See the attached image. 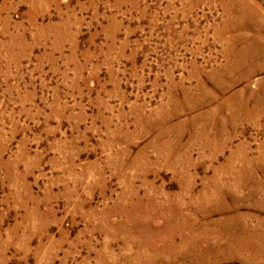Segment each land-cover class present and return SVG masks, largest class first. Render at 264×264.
<instances>
[{"label":"rangeland","instance_id":"obj_1","mask_svg":"<svg viewBox=\"0 0 264 264\" xmlns=\"http://www.w3.org/2000/svg\"><path fill=\"white\" fill-rule=\"evenodd\" d=\"M0 264H264V0H0Z\"/></svg>","mask_w":264,"mask_h":264},{"label":"bare ground","instance_id":"obj_2","mask_svg":"<svg viewBox=\"0 0 264 264\" xmlns=\"http://www.w3.org/2000/svg\"><path fill=\"white\" fill-rule=\"evenodd\" d=\"M235 61H236V60H235ZM238 64H239V63H238ZM232 218H233V217H232ZM230 219H231V218H230ZM238 232H239V230H238ZM245 232H246V231H245ZM251 232H252V231H251ZM254 232H255V231H254ZM247 233H248V232H247ZM255 233H256V232H255ZM260 234H261V233H260ZM260 234H259V235H260ZM251 237H252V236H251ZM252 238H253V237H252ZM252 238H251V239H252ZM240 239H241V238H240ZM256 239H257V238H256ZM244 240H245V239H244ZM247 240H249V237H248ZM261 240H262V239H261ZM261 240H260V241H261ZM258 241H259V239H258ZM234 242H235V241H234ZM249 242H250V241H249ZM252 242H253V241H252ZM245 243H247V242L244 241V244H245ZM257 243H258V242H257ZM257 243H256V244H257ZM248 244H249V243H248ZM253 244H254V243H253ZM249 245H250V244H249ZM244 247H245V246H244ZM257 247H259V246H257ZM246 249H247V248H246ZM252 252H253V251H252ZM253 253H254V252H253ZM258 253H259V252H258ZM254 254H255V253H254ZM248 255H249V254H248ZM251 255H252V254H251ZM255 255H256V254H255ZM255 255H254V256H255ZM258 256H259V254H258ZM247 257H248V256H247ZM251 258H252V257H251Z\"/></svg>","mask_w":264,"mask_h":264}]
</instances>
